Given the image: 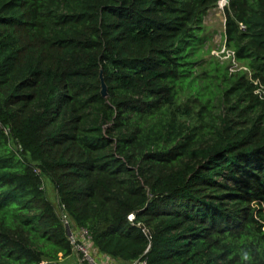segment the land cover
Instances as JSON below:
<instances>
[{"label":"trees","instance_id":"1","mask_svg":"<svg viewBox=\"0 0 264 264\" xmlns=\"http://www.w3.org/2000/svg\"><path fill=\"white\" fill-rule=\"evenodd\" d=\"M221 1L0 0V264L71 258L61 211L118 264H264V0L228 59Z\"/></svg>","mask_w":264,"mask_h":264},{"label":"rangeland","instance_id":"2","mask_svg":"<svg viewBox=\"0 0 264 264\" xmlns=\"http://www.w3.org/2000/svg\"><path fill=\"white\" fill-rule=\"evenodd\" d=\"M221 1L215 8H213L204 21V26L207 29L209 34L210 41L207 44V47H210L211 55L216 57H222L227 55V50L224 46V26H225V15H224V8L225 5ZM224 57V59H226ZM8 131V130H7ZM9 136V131H8ZM11 144L13 148L17 151H20V148L17 146L16 142L14 141L13 137H10ZM45 189L48 192V198L52 204L56 206L57 212L60 214V207L57 202L56 192L54 189L53 184L50 180H44ZM76 258V255H73ZM64 264H76L73 258L66 259L63 261Z\"/></svg>","mask_w":264,"mask_h":264},{"label":"built area","instance_id":"3","mask_svg":"<svg viewBox=\"0 0 264 264\" xmlns=\"http://www.w3.org/2000/svg\"><path fill=\"white\" fill-rule=\"evenodd\" d=\"M244 29V28H243ZM233 56V53L227 51L226 59ZM8 134V131L6 130ZM61 221L67 231L68 239L73 247V255H76L77 264H112L113 260L100 254L93 246L92 238L85 229L74 228L68 216L61 211ZM134 217L130 216L129 220L133 221ZM133 264H146L145 261H137Z\"/></svg>","mask_w":264,"mask_h":264},{"label":"water","instance_id":"4","mask_svg":"<svg viewBox=\"0 0 264 264\" xmlns=\"http://www.w3.org/2000/svg\"><path fill=\"white\" fill-rule=\"evenodd\" d=\"M223 1H224V5L227 6L229 3V0H223ZM101 95L104 98H107V87H106V84L104 82L102 75H101Z\"/></svg>","mask_w":264,"mask_h":264},{"label":"crops","instance_id":"5","mask_svg":"<svg viewBox=\"0 0 264 264\" xmlns=\"http://www.w3.org/2000/svg\"><path fill=\"white\" fill-rule=\"evenodd\" d=\"M71 258H73L74 262H76V258H74L73 256H72ZM69 259H70V258H69ZM112 264H118V263H116V262L113 261Z\"/></svg>","mask_w":264,"mask_h":264},{"label":"bare ground","instance_id":"6","mask_svg":"<svg viewBox=\"0 0 264 264\" xmlns=\"http://www.w3.org/2000/svg\"><path fill=\"white\" fill-rule=\"evenodd\" d=\"M224 3V2H223Z\"/></svg>","mask_w":264,"mask_h":264}]
</instances>
